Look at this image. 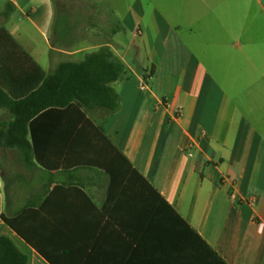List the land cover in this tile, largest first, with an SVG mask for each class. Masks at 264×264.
<instances>
[{
    "label": "crops",
    "instance_id": "obj_1",
    "mask_svg": "<svg viewBox=\"0 0 264 264\" xmlns=\"http://www.w3.org/2000/svg\"><path fill=\"white\" fill-rule=\"evenodd\" d=\"M153 3L128 5L126 46L83 27L56 47L54 0H0L1 26L45 71L56 52L80 61L103 45L126 64L120 108L86 116L146 180L118 156L113 178L75 165L93 132L72 144L75 108L30 120L26 161L0 85V235L28 264H264V0H174L172 17Z\"/></svg>",
    "mask_w": 264,
    "mask_h": 264
},
{
    "label": "trees",
    "instance_id": "obj_2",
    "mask_svg": "<svg viewBox=\"0 0 264 264\" xmlns=\"http://www.w3.org/2000/svg\"><path fill=\"white\" fill-rule=\"evenodd\" d=\"M8 16L9 12L5 14ZM2 66L5 81L0 78V85L5 90L1 91L7 96L6 105L13 114L11 126L20 124L24 127L26 143L19 147L26 161L38 155L37 147L26 138L30 120L45 109L75 108L80 114L78 123L81 126L72 144L87 131V126L93 128L91 145L78 154L75 165L94 163L105 168L113 178L118 156L132 174L143 179L105 135L103 126L86 116L87 112L95 109L112 113L120 108V97L113 83L127 73V66L108 45L86 53L80 61H61L53 71L47 72L0 24V71ZM18 79L22 82L20 89L15 88L14 82ZM74 149L75 145L69 147L66 164ZM6 221L17 228L13 219ZM19 233L29 241L23 232ZM0 264H28V256L6 235H0Z\"/></svg>",
    "mask_w": 264,
    "mask_h": 264
},
{
    "label": "rangeland",
    "instance_id": "obj_3",
    "mask_svg": "<svg viewBox=\"0 0 264 264\" xmlns=\"http://www.w3.org/2000/svg\"><path fill=\"white\" fill-rule=\"evenodd\" d=\"M132 1L134 0H54L55 16L49 33L52 44L56 47L66 46V28L77 31L84 27L88 30L97 28L104 42L112 38L120 43L117 46H126V43L132 40L135 30L130 18H127L128 5ZM142 1L147 3L151 0ZM153 2L155 6L161 7L162 11L168 15L172 13L174 0H153ZM66 6L70 9L69 11H66ZM94 6L95 8H93ZM82 8L87 9L86 14L97 11L95 14L96 24L86 20L87 24L82 26L81 18H87V15L80 14L79 11ZM138 38L136 35L137 41ZM142 58L145 61L146 56L143 55ZM61 61H66V55L56 52L51 59L53 69ZM113 86L116 85L113 83Z\"/></svg>",
    "mask_w": 264,
    "mask_h": 264
},
{
    "label": "built area",
    "instance_id": "obj_4",
    "mask_svg": "<svg viewBox=\"0 0 264 264\" xmlns=\"http://www.w3.org/2000/svg\"><path fill=\"white\" fill-rule=\"evenodd\" d=\"M178 116H181L182 115V109H178V113H177Z\"/></svg>",
    "mask_w": 264,
    "mask_h": 264
}]
</instances>
